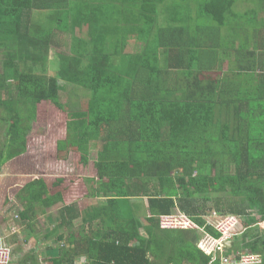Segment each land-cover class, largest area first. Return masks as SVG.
<instances>
[{
  "label": "trees",
  "instance_id": "trees-1",
  "mask_svg": "<svg viewBox=\"0 0 264 264\" xmlns=\"http://www.w3.org/2000/svg\"><path fill=\"white\" fill-rule=\"evenodd\" d=\"M0 55V174L45 105L67 116L58 160L96 172L78 179L101 201L85 210L67 205L64 176L16 195L23 222L64 205L53 264H220L200 231L161 226L184 214L218 237L208 202L241 220L225 256L262 258L264 0H0ZM35 253L17 264H40Z\"/></svg>",
  "mask_w": 264,
  "mask_h": 264
},
{
  "label": "rangeland",
  "instance_id": "rangeland-1",
  "mask_svg": "<svg viewBox=\"0 0 264 264\" xmlns=\"http://www.w3.org/2000/svg\"><path fill=\"white\" fill-rule=\"evenodd\" d=\"M244 7V6H241ZM71 43V37H67L64 40V47L63 50L66 52H69V46ZM140 45L137 46L139 48ZM139 50V49H137ZM2 56L0 55V67L3 64ZM54 63V64H53ZM51 64L50 68V75H53L56 71L57 65L55 62ZM218 74V73H217ZM64 85V83H61ZM77 97H72V102L77 104ZM4 108L0 105V142L2 143L4 140ZM64 119H67V116H62V118H58V115L56 116L55 110L50 109L49 106H42L40 107L39 114H38V125H34V128L32 129V132L28 134L27 140H26V152L24 155L8 162L3 166L2 173L0 174V217H2V220L0 219V223L2 226V235H8V241L10 242L13 250H14V260L12 264H17L20 258H24V254L26 252H31L35 247L37 249H44L45 245H38V239L43 236L44 227H46L47 224H49V220L46 219V216L43 215L41 209H38L36 214H32L30 221L23 222L21 217H17L20 212L22 211V205L21 203L16 199V195L22 185L25 184L26 181L30 179H34L37 177H44L47 172H50V176H55L54 172H61L60 166L55 163V160H58L57 157V141L58 139L62 138V135L65 134V128H64ZM71 159V160H70ZM70 159H67V163L69 168H64L65 173H69V171L74 173V170L77 166L76 162L74 161V154L70 157ZM91 165L87 168H84L82 170L83 173L87 175H95V169ZM56 165V166H55ZM49 176V180L52 184V188L57 189L58 184H54L57 181L55 178H51ZM59 176V175H57ZM56 176V177H57ZM218 189V187L216 188ZM212 188V185H209L207 189V196L212 198H218L222 199V202H224V192L216 191ZM227 190V188H226ZM74 197H79L77 190L73 191L72 194ZM138 202L147 203L146 199H138L136 200ZM101 201H99L100 203ZM216 203L208 202L207 204V210L208 217H206L208 223L215 222V216L212 209ZM216 207V206H215ZM222 210V209H221ZM57 214V212H56ZM219 214V213H218ZM222 214L226 213L222 211ZM34 215V217H33ZM4 216V217H3ZM20 216V215H19ZM143 221L145 222V218H143ZM31 223V226H28V224ZM11 224L14 225L13 229H15L18 233L17 236L19 239V242L15 240L16 235L11 236L10 231L5 230L4 226ZM264 227V224H263ZM32 232V236L34 238L30 239L29 234ZM202 233V237L204 235L203 231H200ZM56 245L60 246L61 243L59 241L55 242ZM232 242H227L225 246L230 247ZM39 261L41 264H49L45 260V257L43 256V253L40 252L38 254ZM85 261V258L83 259ZM82 260V262H84Z\"/></svg>",
  "mask_w": 264,
  "mask_h": 264
},
{
  "label": "built area",
  "instance_id": "built-area-1",
  "mask_svg": "<svg viewBox=\"0 0 264 264\" xmlns=\"http://www.w3.org/2000/svg\"><path fill=\"white\" fill-rule=\"evenodd\" d=\"M27 149V148H26ZM57 165L60 166L61 172H54V175H69L63 170L65 164L62 160ZM71 174H73L70 171ZM215 216V222L208 223L213 230L219 235L218 237L212 236L205 229L200 228L195 224L188 216L180 214L179 216H161V226L165 229H182V230H197L203 231L204 235L199 243V248L208 256H212L215 253H219L220 264H262L263 259L258 255H245L241 259H238L235 255L225 256L228 253V246H225L227 242H230L233 237L238 233V228L241 224L239 217L234 215L220 217L213 213ZM14 225L8 224L4 226V229L10 231V235L17 234L18 232L13 229ZM15 227V226H14ZM2 226L0 227V264H12L14 260V250L8 241V235H2Z\"/></svg>",
  "mask_w": 264,
  "mask_h": 264
},
{
  "label": "crops",
  "instance_id": "crops-1",
  "mask_svg": "<svg viewBox=\"0 0 264 264\" xmlns=\"http://www.w3.org/2000/svg\"><path fill=\"white\" fill-rule=\"evenodd\" d=\"M55 73H56V71H55ZM62 161L64 162L65 167L69 168L68 163H67V159H63ZM54 162L55 163H60L61 161L60 160H55ZM82 170H83V167L76 166V168L74 170V173L72 172L73 174H71L70 171H69V175H64V180H63V182H64V190L63 189H59V190H62L63 191V193L65 195L64 198H65V200H67L66 201L67 202V205H72V204L73 205H77L78 207L81 208V210H85L86 208H89L93 204L94 205L95 204H100L99 203L100 200H97V198L92 197L90 195L87 196V197H82V196L81 197L80 196L79 197H74L72 195L73 194V191L76 190V189H77V191L81 192L80 191L81 181L78 180V179L86 176L85 173L82 172ZM49 176H50V172H47V174L44 175L45 178H49ZM56 176L57 175L50 176V177H56ZM59 176H62V175H59ZM145 205H146V210H147L148 209L147 208L148 207V203H146ZM63 206L64 205H62V207ZM62 207H60L58 209H55V210H52V211L41 210L42 213H43V215L46 216V219L49 220V224H47L46 227H44L43 236H41V238H39V239H38V236H37V240H38V245H40V244L45 245V248L39 250V249H37L35 247L33 249V251H36L35 254H36L37 257H38V254H40V252H42L43 253V256L45 257V260L47 262H49V264H53V259L58 254V252H57L58 250H56V252H54L53 250H51L52 249L51 247H53L55 249H59L62 244L60 246H58V245H56L55 242L56 241H59L61 243V241H62V239H61L62 235L66 234V233L70 234V231H67V230L62 229V228L60 229L61 217H60V214H59V210ZM22 210H23V207H22ZM56 212H57V214H56ZM19 215L17 217H20L21 216V215L20 216ZM0 219L2 220V217H0ZM1 226H3V225H1V223H0V227ZM19 232L20 231H18V233ZM18 233L16 234L15 240L19 242V239H18L19 236H17ZM27 237H29L30 239L34 238V236H32V232H30L29 236H27ZM244 247H246V245H244ZM228 249L231 252L233 251L232 244L230 245V247H228ZM24 252L27 253L26 251H24ZM84 258L85 257H79V258H77V263L78 264H87V260L85 258V261H84L83 260ZM262 258H263V264H264V254H262ZM38 260H39V257H38ZM82 260L84 262H82Z\"/></svg>",
  "mask_w": 264,
  "mask_h": 264
},
{
  "label": "clouds",
  "instance_id": "clouds-1",
  "mask_svg": "<svg viewBox=\"0 0 264 264\" xmlns=\"http://www.w3.org/2000/svg\"><path fill=\"white\" fill-rule=\"evenodd\" d=\"M225 216H229V214H226ZM14 235H16V234H14ZM13 236V235H12Z\"/></svg>",
  "mask_w": 264,
  "mask_h": 264
}]
</instances>
